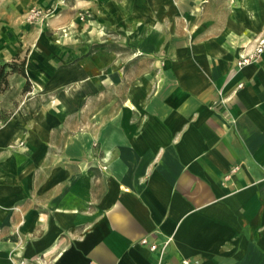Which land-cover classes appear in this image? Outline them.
Instances as JSON below:
<instances>
[{
	"label": "crops",
	"instance_id": "crops-1",
	"mask_svg": "<svg viewBox=\"0 0 264 264\" xmlns=\"http://www.w3.org/2000/svg\"><path fill=\"white\" fill-rule=\"evenodd\" d=\"M65 3L0 34V264H264V0Z\"/></svg>",
	"mask_w": 264,
	"mask_h": 264
},
{
	"label": "rangeland",
	"instance_id": "rangeland-1",
	"mask_svg": "<svg viewBox=\"0 0 264 264\" xmlns=\"http://www.w3.org/2000/svg\"><path fill=\"white\" fill-rule=\"evenodd\" d=\"M65 1L67 2V0H0V34L10 37L26 33L28 27L33 29L35 26L31 23L41 19H29V13L33 8L54 10L57 6L66 4ZM2 114L4 115V112Z\"/></svg>",
	"mask_w": 264,
	"mask_h": 264
},
{
	"label": "trees",
	"instance_id": "trees-1",
	"mask_svg": "<svg viewBox=\"0 0 264 264\" xmlns=\"http://www.w3.org/2000/svg\"><path fill=\"white\" fill-rule=\"evenodd\" d=\"M26 58L17 53L11 60L0 63V92H3L9 87V74L17 72L27 78L23 87V91L31 90V81L26 74ZM7 116V115H6ZM6 116L2 117L1 121H5Z\"/></svg>",
	"mask_w": 264,
	"mask_h": 264
},
{
	"label": "built area",
	"instance_id": "built-area-1",
	"mask_svg": "<svg viewBox=\"0 0 264 264\" xmlns=\"http://www.w3.org/2000/svg\"><path fill=\"white\" fill-rule=\"evenodd\" d=\"M49 11L40 8H33L29 13V19H34V20L37 18L43 19L44 17H47L49 15ZM255 41H256L255 49L251 52L242 53L238 58V65L240 66L246 65L254 61L256 58H258V56H260V54H262V52L264 51V34L258 36ZM142 241L147 242L146 239H143ZM164 247L165 245L162 247V249H164ZM151 248L157 249L158 246L156 244H152Z\"/></svg>",
	"mask_w": 264,
	"mask_h": 264
}]
</instances>
